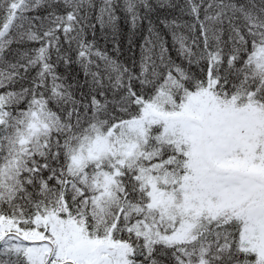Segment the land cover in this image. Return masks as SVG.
<instances>
[{
    "label": "snow or ice",
    "instance_id": "snow-or-ice-1",
    "mask_svg": "<svg viewBox=\"0 0 264 264\" xmlns=\"http://www.w3.org/2000/svg\"><path fill=\"white\" fill-rule=\"evenodd\" d=\"M0 264H264V0H0Z\"/></svg>",
    "mask_w": 264,
    "mask_h": 264
}]
</instances>
